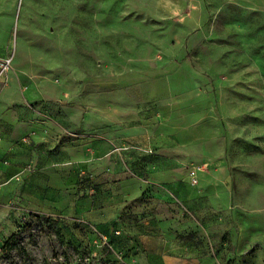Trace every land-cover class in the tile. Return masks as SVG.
Returning a JSON list of instances; mask_svg holds the SVG:
<instances>
[{
    "label": "rangeland",
    "instance_id": "374dc122",
    "mask_svg": "<svg viewBox=\"0 0 264 264\" xmlns=\"http://www.w3.org/2000/svg\"><path fill=\"white\" fill-rule=\"evenodd\" d=\"M0 2V42L24 82L70 94L91 118L143 125V156L166 157L182 187L201 190L193 207L175 200L171 248L188 264H264V0ZM20 185L0 200V264H143L134 235L154 227L138 220L174 201L148 183L128 229L68 211L94 197L89 183L50 210Z\"/></svg>",
    "mask_w": 264,
    "mask_h": 264
},
{
    "label": "crops",
    "instance_id": "0c3cea01",
    "mask_svg": "<svg viewBox=\"0 0 264 264\" xmlns=\"http://www.w3.org/2000/svg\"><path fill=\"white\" fill-rule=\"evenodd\" d=\"M5 53L2 40L0 58L10 56ZM13 60L0 75V200L21 181L18 191L24 201L34 210H50L64 202L62 189L80 190L79 197V187L89 183L94 197L69 199L68 211L94 218L100 226L118 221L129 229L134 212L140 210L134 206V197L148 183L154 184L163 192L161 200L174 201L138 220L154 229L134 233L139 244L135 257L143 264H188L183 246H170L183 221L175 200L193 207L194 195L201 190L182 187L166 157L156 155L149 161L143 156L151 149L143 125L105 121L96 110L91 118L88 110L72 106L70 94H55L47 88L35 91L34 84L24 82L17 70L24 64ZM181 188L193 195L183 194Z\"/></svg>",
    "mask_w": 264,
    "mask_h": 264
},
{
    "label": "built area",
    "instance_id": "2783aa9c",
    "mask_svg": "<svg viewBox=\"0 0 264 264\" xmlns=\"http://www.w3.org/2000/svg\"><path fill=\"white\" fill-rule=\"evenodd\" d=\"M11 56L0 58V75L7 71L10 67ZM200 169L199 165L193 166L190 170V181L192 184L197 182V172Z\"/></svg>",
    "mask_w": 264,
    "mask_h": 264
}]
</instances>
